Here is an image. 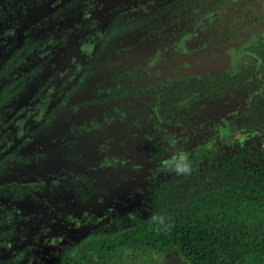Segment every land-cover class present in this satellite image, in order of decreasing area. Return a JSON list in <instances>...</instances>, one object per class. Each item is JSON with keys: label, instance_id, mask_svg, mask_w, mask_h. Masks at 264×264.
<instances>
[{"label": "flooded vegetation", "instance_id": "1", "mask_svg": "<svg viewBox=\"0 0 264 264\" xmlns=\"http://www.w3.org/2000/svg\"><path fill=\"white\" fill-rule=\"evenodd\" d=\"M180 1L85 0L83 10L75 0H17L0 8V66L25 40L65 36L57 49L46 50L45 44L33 49L25 67L12 68L6 77L23 90L4 113L0 155L18 150L25 162L4 180L30 187L29 206L18 211L41 241L40 256L49 243L59 239L61 244L69 234L71 244L80 243L109 219L123 225L133 215L143 216L144 195L154 191L150 182L168 172L165 166L185 161L202 135L225 152L231 139L253 142L254 132H240L239 123L247 115V100L264 87L258 61L246 52L264 42L261 15L245 1L215 15H171ZM225 36L236 41L224 42ZM212 47H234L230 62L204 73L187 72L181 54ZM133 62L143 69L142 79L128 78ZM145 85L159 87L156 107L167 104L173 115L183 93L199 98L216 88L217 105L207 104L201 112L209 119L216 116L211 129L201 133L203 127L153 118L139 94ZM147 134L169 153L154 160Z\"/></svg>", "mask_w": 264, "mask_h": 264}, {"label": "trees", "instance_id": "2", "mask_svg": "<svg viewBox=\"0 0 264 264\" xmlns=\"http://www.w3.org/2000/svg\"><path fill=\"white\" fill-rule=\"evenodd\" d=\"M14 1L17 0H0V8L12 7ZM75 1L83 9L85 0ZM242 1H245L243 5L249 2L248 6L255 7L261 15L260 23L264 26V0H181L172 9L171 15L186 17L198 13L208 16L215 10H224L226 6L233 10ZM225 37L224 42L236 41L232 36ZM64 39L65 36H62V39L25 40L11 57L1 63L0 134L7 125L4 123V113L23 90L21 84L6 78L7 75L14 67H25L28 63L26 58L31 55L33 49L43 44L46 45V50L57 49ZM246 52L256 58L258 67H261L264 74V42L250 45ZM134 63L130 65L132 69L127 73L128 78L133 74L142 79L144 71L140 64ZM262 88V92L257 93L253 100H247V115L239 123L240 132H254L252 143L245 142L246 140L238 143L237 140L231 139L225 144L230 148V152H225L223 145L218 142H204L206 137L202 135V142L186 153L185 161L176 162V167L172 169L168 165L165 166L167 168L164 172H168L159 173L158 178L150 182L154 186L152 208L157 216L144 218L140 214L133 215L127 222H122L124 229L120 228L121 226L109 227L103 224L97 232L80 238V243L69 245L68 249L63 251V257L58 264H111V259L118 249L123 251L124 248L144 249L156 254L174 253L190 264H248L257 255L264 258L263 238L253 236L242 227L224 221L225 217L233 214L236 215V221H252L255 217L252 214L259 215L261 212L264 219V143L260 142L264 136V87ZM158 89L159 87L145 85L139 93L145 98L143 106H151V110L147 112H152L153 118L161 122L173 120V123L180 126L189 123L191 129L198 130L203 127L201 133L207 128L211 129L216 116L209 119L201 112L207 104L208 108L217 105L216 101L220 99L219 90L209 88L199 98L188 92L183 93L181 100L175 102L177 112L173 115L167 104L158 102L159 107H156L157 101L153 98L159 94ZM129 92L134 94L135 90ZM148 117L147 114L146 119L144 118L147 126ZM162 131L164 132V129ZM150 137L153 140L151 146L154 147L150 155L154 160L169 153V148L157 147L155 142L159 141H154V134L146 135L147 139ZM23 162L25 160L21 158L18 150L0 155V255L3 251L12 253L9 257L0 259V264H38L41 259L38 252L41 241L36 239L33 228L30 229L26 223L27 217L18 211L29 206L30 187L24 183L4 180ZM197 188L198 193L195 190ZM211 192L220 195L229 192L234 198H228V207L222 209L218 204L216 212L212 213L210 211L215 208L210 204L215 195ZM9 203L19 204L21 207L13 209ZM246 209L250 212L247 213ZM39 233L46 234V231L41 229ZM125 245L127 246L124 247ZM16 248L19 250L14 252ZM24 258H28L25 263Z\"/></svg>", "mask_w": 264, "mask_h": 264}, {"label": "rangeland", "instance_id": "3", "mask_svg": "<svg viewBox=\"0 0 264 264\" xmlns=\"http://www.w3.org/2000/svg\"><path fill=\"white\" fill-rule=\"evenodd\" d=\"M84 151V150H83ZM85 156L88 155V152L85 150L84 151ZM202 180V179H201ZM197 186V185H196ZM198 187V186H197ZM201 189V187H200ZM196 193L199 192V189H195ZM207 194V192H206ZM205 194V195H206ZM212 195H215L213 201L211 202V206L214 207L215 209H212L210 212L215 213L216 208H218V204L224 209L223 207H228L230 205V200L228 198L232 197V194L224 193V194H219V193H213L211 192ZM154 195V192L151 194L149 197V194L144 195V205L142 206L143 210V217L149 218L150 216H157L156 211L152 208V197ZM229 195V196H228ZM205 202V201H204ZM210 206V207H211ZM218 206V207H217ZM235 206V205H234ZM247 213L250 212L249 209H246ZM252 213V212H251ZM262 213V212H261ZM259 213L257 215L256 213L252 214V216H255L252 218V221H243L239 222L236 221L234 218H236V215H230L229 217H225L224 221H228L229 224L233 225L234 224L237 227H242L243 230H245L247 233L260 237L261 239H264V219H263V214ZM214 216V215H213ZM102 223V222H101ZM119 223V224H118ZM106 224L107 226H112V227H118L121 226L120 228H123L124 224L121 225L120 222L114 219H109L107 222L102 223ZM111 224V225H108ZM102 225H96L92 229V232L95 233L97 230H99ZM119 228V229H120ZM124 229V228H123ZM67 238L63 239V242L60 244L61 240H56L55 243H49V245L46 247V250L43 251L45 252L44 256H41V259L38 260V264H58V261L60 258L63 257V251H66L68 249V245L71 244L72 242V237L67 235ZM125 245L124 247H126ZM42 252V250H41ZM49 252L51 256L46 257ZM10 256L9 252H3L0 255V259H5ZM111 264H190L188 261H186L183 257L180 255L174 254V253H169V254H156V253H151L149 251H144L142 250H127L124 248L123 251L118 249L116 255L111 259ZM248 264H264V258L260 255H257L255 258L251 259Z\"/></svg>", "mask_w": 264, "mask_h": 264}, {"label": "water", "instance_id": "4", "mask_svg": "<svg viewBox=\"0 0 264 264\" xmlns=\"http://www.w3.org/2000/svg\"><path fill=\"white\" fill-rule=\"evenodd\" d=\"M233 51L234 47H212L205 48L191 54L183 52L181 54V61L187 72L199 74L225 67L230 62ZM130 184L131 183L128 182L121 185L112 196L119 194L126 189L127 185Z\"/></svg>", "mask_w": 264, "mask_h": 264}]
</instances>
